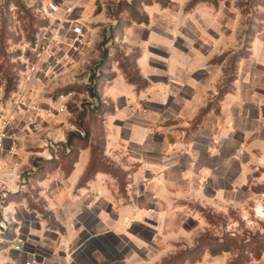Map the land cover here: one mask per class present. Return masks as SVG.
I'll use <instances>...</instances> for the list:
<instances>
[{"label":"rangeland","instance_id":"rangeland-1","mask_svg":"<svg viewBox=\"0 0 264 264\" xmlns=\"http://www.w3.org/2000/svg\"><path fill=\"white\" fill-rule=\"evenodd\" d=\"M78 1L87 5L85 11L90 5L86 12L88 22L79 25L85 33L81 50L69 46L76 26V22L69 20L74 19L76 11L70 16L65 13L71 2ZM144 1L0 0V104L11 96H5L7 77L18 81L20 71L25 75L24 63L33 59L30 54L23 56L24 45H35L45 35L59 37L55 55L45 59L48 71L43 72L42 83L27 88L29 95L41 97L42 110L53 108L59 116L30 126L22 115H17L18 130L13 135L22 154L12 163L22 166V176L32 187L36 183L33 166L47 162L45 158L50 152L41 148L46 143L64 144L68 133L84 131L77 118L94 107L85 89L96 83L97 93L109 101L105 92L116 69L123 73L124 66L131 77L137 74L136 60L141 54V44L129 42V30L135 25L151 26L154 32L168 29L175 50H201L213 56L208 64L213 72L206 79L213 89L206 109L218 114V133L214 136L218 143L213 146L219 148L224 141L230 153L221 155L220 150L212 163L217 172L225 164L231 176L230 186L225 187L219 180L221 195L213 203L184 201L180 204L178 210L183 212L184 224L198 231L185 232L190 239L181 247L169 245L168 253L177 249L191 251L199 238L210 236L220 241L215 249H219L218 244H225L224 249L230 251L216 257L205 253L208 256L193 264H264V0H161L168 2L165 7L155 0L146 6ZM49 4L58 6V12L50 13ZM160 9H170L168 18L157 14ZM133 12L139 18L147 15L148 25L133 22ZM108 36L110 46L107 58L102 60L103 43ZM155 43L153 47H157L159 40ZM69 54H76L78 58L62 57ZM62 61H71L75 68L64 69ZM53 74L56 75L49 82ZM224 91H227L225 95ZM227 95H230L229 111L223 117L219 105ZM107 117L97 118L96 123L91 121V128L106 129ZM223 127L227 129L224 135ZM53 153L60 160L64 151L55 146ZM36 192L39 189L31 188L30 194L35 196Z\"/></svg>","mask_w":264,"mask_h":264},{"label":"crops","instance_id":"crops-1","mask_svg":"<svg viewBox=\"0 0 264 264\" xmlns=\"http://www.w3.org/2000/svg\"><path fill=\"white\" fill-rule=\"evenodd\" d=\"M68 6L76 11L70 22L76 26L88 22L90 5L87 11L82 1ZM169 10L157 14L168 18ZM168 33L133 26L129 42L141 44L137 68L147 87L138 90L116 69L106 88L114 113L105 120V156L128 173L125 196L105 173L78 186L91 160L90 149L82 150L68 177L56 169L40 181L37 196L30 197L42 202L57 227H50L43 214L29 206L28 198L18 195L13 205L14 240L25 247L20 253L5 251L1 260L32 264L34 256L37 264H161L180 250L169 254V245L181 247L190 239L184 233L196 230L184 224L180 204L213 203L221 195L220 182L230 186L226 165L217 172L212 163L220 150L221 155L230 153L224 141L219 148L213 146L218 143L214 141L218 114L208 111L196 124L213 89L206 80L213 72L208 65L213 56L201 50H175ZM62 62L64 69L75 68L71 61ZM229 96L219 105L223 117L229 111ZM221 130L223 135L227 131Z\"/></svg>","mask_w":264,"mask_h":264},{"label":"built area","instance_id":"built-area-1","mask_svg":"<svg viewBox=\"0 0 264 264\" xmlns=\"http://www.w3.org/2000/svg\"><path fill=\"white\" fill-rule=\"evenodd\" d=\"M48 10L50 13L58 12L59 7L54 4H49ZM74 11V7H67L65 13L70 16ZM73 40L70 48L81 50L85 45L84 29L80 26H75L72 29ZM59 46L58 35L50 34L42 37V41L33 44L26 43L21 52L23 56L30 54L33 58L31 62L27 61L25 75L22 71L19 72L17 81V92L11 93V96L0 108V256L9 251L12 253H20L25 247L24 242L15 243L14 240V210L13 205L15 200H10L12 195L30 194L31 188L40 189L41 182L38 181L34 185L29 184L22 174V166L18 163H12L13 159H17L21 155V149L14 139L13 131H17V115H22L30 126L46 122L47 120L55 119L59 116V112L53 108L42 110L40 106V98L29 95L27 88L32 85L42 83L43 72L48 71L45 59L55 55L54 50ZM42 63V66L39 65ZM62 99L65 96H61ZM12 105V109H8V105ZM1 105V104H0ZM58 114V115H57ZM81 135H83L81 133ZM66 143V142H65ZM64 143V144H65ZM60 144L55 146L62 148ZM55 146L53 143H46L42 150L47 152L46 160H56V155L53 153ZM65 152H69L66 149ZM33 153V152H32ZM35 172L37 166H33ZM32 179V177H31ZM35 194V193H34ZM34 197L30 194L29 197ZM0 264H7L0 258ZM32 264H37L36 258L33 256Z\"/></svg>","mask_w":264,"mask_h":264},{"label":"trees","instance_id":"trees-1","mask_svg":"<svg viewBox=\"0 0 264 264\" xmlns=\"http://www.w3.org/2000/svg\"><path fill=\"white\" fill-rule=\"evenodd\" d=\"M156 3H161L164 7L168 4L167 1H161V0H155ZM146 6H150L153 4V0H145L143 2ZM135 6V4H133ZM138 15L133 12V19L132 21H137L139 24L148 25L149 19L147 15L143 16L142 18L137 17ZM109 39H111L110 36L106 37L103 46L105 47V53L103 54L104 57L102 60H105L107 58V52L109 49L108 43ZM35 39H33L34 41ZM140 56V55H139ZM137 57V60L139 58ZM136 60V61H137ZM137 64V63H136ZM122 71L127 79V81L137 87L138 90H143L147 87V81L144 80L140 74L139 70L137 68V74H135L133 77H131L127 72L126 68L122 66ZM7 77V76H5ZM115 74L111 79H114ZM225 84V83H224ZM225 85H223L224 89ZM97 85L95 83L94 87H87L84 91V93L88 92L90 98L93 100V109H90L89 111H84L83 114H80L77 118V121L81 122V127L84 131H82L81 134H78L76 132H70L66 136V143L64 145H61L62 150L64 153H62L60 160H52L44 162L41 166H37L38 170L35 172V175L33 178L36 182L43 181L48 174H51L56 169L60 168L64 174L65 177H68L71 172L74 169L75 164L78 162L79 154L82 150L90 149L91 151V160L90 163L83 174L81 180L79 181L78 186L84 187L88 182L94 179V177L98 173H105L111 175L118 183L119 191L121 195L125 196L126 193V187H127V178L128 173L124 172L120 167H118L116 164H114L112 161H110L105 156V149H106V130L104 127H93L91 128V121L92 123H96L97 118L106 115H112L114 113V106L109 101H105L101 97V93H97ZM17 90V81L12 79L11 77H7V88L5 91V96L8 98L11 93L15 92ZM227 91H224L222 94L225 95ZM108 103V104H107ZM208 112V109H205L201 112L199 117L196 120V124L200 123L205 114ZM87 121V123L83 125V122ZM81 129V130H82ZM100 140V142H99ZM65 149H68L69 152H65ZM37 192L35 195L37 196ZM23 197H26L22 195ZM18 198V195H12L10 196V200H15ZM22 198V197H21ZM20 198V199H21ZM29 201V206L33 209H37L39 212H41L44 216V218L48 221L50 227H57L56 223L54 222V219L51 217L49 213L43 210L42 208V202L35 203L33 200L27 196ZM220 242L219 240L210 238V236H202L197 240V243L191 251H183V252H177L176 254L170 256L167 259H164L161 264H185V262H188L187 264H193L196 262L201 261L202 257L205 253H208L212 257L219 256L223 254L226 251H230L229 249H224L226 247L225 244H218L216 248H219L218 250L215 249L216 243ZM213 244V245H211Z\"/></svg>","mask_w":264,"mask_h":264}]
</instances>
